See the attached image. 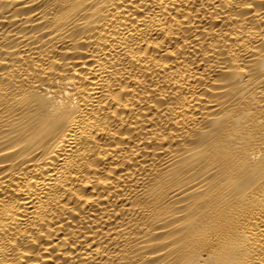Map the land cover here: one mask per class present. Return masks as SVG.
Masks as SVG:
<instances>
[{
	"label": "bare ground",
	"instance_id": "1",
	"mask_svg": "<svg viewBox=\"0 0 264 264\" xmlns=\"http://www.w3.org/2000/svg\"><path fill=\"white\" fill-rule=\"evenodd\" d=\"M0 264H264V0H0Z\"/></svg>",
	"mask_w": 264,
	"mask_h": 264
}]
</instances>
